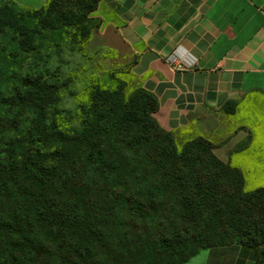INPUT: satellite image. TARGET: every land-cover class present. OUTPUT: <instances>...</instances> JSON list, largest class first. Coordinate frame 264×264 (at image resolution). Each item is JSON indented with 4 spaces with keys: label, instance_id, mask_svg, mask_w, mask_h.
Wrapping results in <instances>:
<instances>
[{
    "label": "trees",
    "instance_id": "16d2710c",
    "mask_svg": "<svg viewBox=\"0 0 264 264\" xmlns=\"http://www.w3.org/2000/svg\"><path fill=\"white\" fill-rule=\"evenodd\" d=\"M98 5L0 0V264H189L236 244L234 264H264V186L202 137L179 147L153 93L90 76L78 123L58 119L70 79L42 50L87 43Z\"/></svg>",
    "mask_w": 264,
    "mask_h": 264
},
{
    "label": "crops",
    "instance_id": "0c3cea01",
    "mask_svg": "<svg viewBox=\"0 0 264 264\" xmlns=\"http://www.w3.org/2000/svg\"><path fill=\"white\" fill-rule=\"evenodd\" d=\"M93 15L102 21L92 36L96 53L107 48L130 92L155 95V117L177 145L202 137L243 171L247 187L264 186V0H99ZM175 50L197 66L173 70ZM227 249L220 260L234 264L241 247Z\"/></svg>",
    "mask_w": 264,
    "mask_h": 264
},
{
    "label": "rangeland",
    "instance_id": "374dc122",
    "mask_svg": "<svg viewBox=\"0 0 264 264\" xmlns=\"http://www.w3.org/2000/svg\"><path fill=\"white\" fill-rule=\"evenodd\" d=\"M96 41L99 40L93 39V37H91L87 43H75L74 45L67 41H59V44L56 45V42L53 41L50 47L46 50H42L44 58H48L49 60L47 65H50L52 68L60 66L65 76L70 79L68 86L62 91V100L59 105L60 108L65 111L57 116L64 126L78 123L76 115L78 112V103L79 100L84 97L83 93L85 92L88 80L91 78L90 76H100L103 82L110 86L112 82L109 77L112 73H115L120 78H125L124 72L117 69V67L121 65L117 64L116 67V64H113L112 56L110 52H107V48L102 47L101 54L96 53L94 49ZM1 45L3 46V43H0V46ZM48 53H50V57H47ZM36 62H38L39 65L46 63L44 59H37ZM128 91L129 88L127 92ZM222 250L228 249L227 247H215L213 249L203 250L199 254L191 257L188 263L226 264L220 260L223 258V255L218 254L222 253ZM216 253L218 255H215ZM213 254L215 256H213ZM212 256L214 257L213 259L211 258Z\"/></svg>",
    "mask_w": 264,
    "mask_h": 264
},
{
    "label": "built area",
    "instance_id": "2783aa9c",
    "mask_svg": "<svg viewBox=\"0 0 264 264\" xmlns=\"http://www.w3.org/2000/svg\"><path fill=\"white\" fill-rule=\"evenodd\" d=\"M168 62L175 71L193 69L197 66L196 58L189 54H183L181 50H175L173 54L168 57Z\"/></svg>",
    "mask_w": 264,
    "mask_h": 264
}]
</instances>
